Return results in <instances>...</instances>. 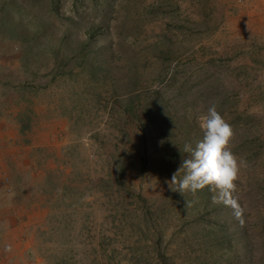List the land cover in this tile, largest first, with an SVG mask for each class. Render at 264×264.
Here are the masks:
<instances>
[{
  "label": "rangeland",
  "instance_id": "obj_1",
  "mask_svg": "<svg viewBox=\"0 0 264 264\" xmlns=\"http://www.w3.org/2000/svg\"><path fill=\"white\" fill-rule=\"evenodd\" d=\"M213 103L241 219L168 184ZM0 264H264V0H0Z\"/></svg>",
  "mask_w": 264,
  "mask_h": 264
},
{
  "label": "clouds",
  "instance_id": "obj_2",
  "mask_svg": "<svg viewBox=\"0 0 264 264\" xmlns=\"http://www.w3.org/2000/svg\"><path fill=\"white\" fill-rule=\"evenodd\" d=\"M197 123L202 139L195 146L189 143L184 145L186 157L168 181L169 187L182 196L185 192L195 194L209 188L217 193L213 196V203L231 207L236 218L241 219L243 208L234 193L237 191L236 181L241 166L246 162L241 161L231 150L234 130L217 111L214 103L210 104L206 112L198 115Z\"/></svg>",
  "mask_w": 264,
  "mask_h": 264
}]
</instances>
